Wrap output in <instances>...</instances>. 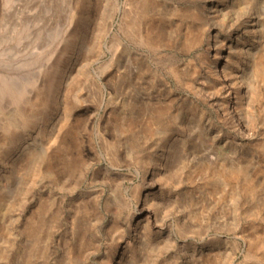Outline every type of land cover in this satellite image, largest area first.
Masks as SVG:
<instances>
[{
	"label": "rangeland",
	"instance_id": "obj_1",
	"mask_svg": "<svg viewBox=\"0 0 264 264\" xmlns=\"http://www.w3.org/2000/svg\"><path fill=\"white\" fill-rule=\"evenodd\" d=\"M0 264H264V0H0Z\"/></svg>",
	"mask_w": 264,
	"mask_h": 264
}]
</instances>
